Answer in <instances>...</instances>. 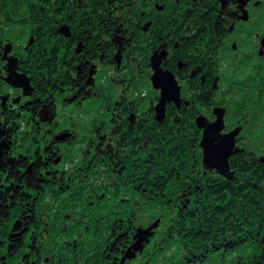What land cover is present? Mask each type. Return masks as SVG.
<instances>
[{"label":"trees","instance_id":"obj_1","mask_svg":"<svg viewBox=\"0 0 264 264\" xmlns=\"http://www.w3.org/2000/svg\"><path fill=\"white\" fill-rule=\"evenodd\" d=\"M206 1L202 0V6L193 9V12L203 22L206 34L213 35L222 29L225 9L220 8V12L215 3L210 0L206 4ZM121 2L132 12L135 0ZM28 6L37 24L35 35L41 40V47L35 49L39 52L22 60L19 66L32 87L37 70L50 73L55 67L54 56L44 62L43 48L47 43L46 35H54L56 31L51 26V20L58 17L50 13V0ZM56 6L80 9L77 23L82 29L76 31L77 40L84 43V49L89 47L94 52L107 49L105 54L113 57L110 50L116 43L113 35H120L122 31L116 19L109 15L110 5L104 0H61ZM65 15L73 25L77 17L71 13ZM128 15L124 14L126 17ZM102 37L108 38L104 41ZM86 73L87 69L82 66L77 75L76 86L82 93ZM121 79L119 77L120 82ZM134 88V91L138 89L137 86ZM205 98L204 101L207 100ZM140 99L141 95L132 98L134 101ZM138 107L137 103L128 105L121 113L124 132L115 134L105 144L104 141L95 140V144L84 146L81 157L91 158L71 161L70 164L75 166L73 173L59 180L47 174L53 154L51 160L39 159L40 154L30 158L27 157L28 152L26 155L19 154L8 174L13 188L1 198L0 203V226L3 225L0 228V264H51V261L68 259L66 255L72 253V249L77 254L73 259H83L78 256L85 245H89L85 251L88 254L93 252L98 264H101L100 255L102 259L112 262L113 256L120 252V243L127 244L128 239L132 238V242L122 251L125 254L126 249L136 241L135 234L140 226L135 225L134 221L128 224L134 217V201L129 196L133 187L129 182H122L121 178L126 180L128 171L137 167L138 171L133 176L139 187L157 194L163 193L171 179L181 172V157L178 154L183 151L182 145L185 143L186 129L179 127L172 135H165L161 129L154 128L153 131H156L151 133V140L145 146L146 137L149 136L148 132H144L147 127L141 123L138 125L139 121L134 128L127 127L128 116H137ZM8 124L11 126L10 122ZM193 130L194 127L186 133ZM189 141L190 147L197 143V139L192 137H189ZM129 148L132 152L128 151ZM191 154L192 149L185 153ZM127 164L128 168H125ZM231 167L230 181L209 184V180L202 177L200 181L189 183L183 190L185 197L177 202L178 216L171 228L178 230L175 235L177 239H182L183 263L186 262L185 258L192 261L191 264L202 263L208 259L209 253L252 242L255 248H259L258 252H253L256 256H251L249 263L240 259L238 264H264V248H261L264 242V160L252 153L248 162L242 157L232 162ZM118 176L121 183H118ZM18 219L24 223L23 227L8 235L5 228L8 229L11 221ZM137 253L139 251L135 255ZM4 255H8L7 261Z\"/></svg>","mask_w":264,"mask_h":264},{"label":"flooded vegetation","instance_id":"obj_2","mask_svg":"<svg viewBox=\"0 0 264 264\" xmlns=\"http://www.w3.org/2000/svg\"><path fill=\"white\" fill-rule=\"evenodd\" d=\"M1 1L5 2V0ZM43 1L36 0L34 4H41ZM78 1L80 2L81 0ZM104 1L112 7L109 15L116 19L122 31L120 35H113V40L116 43L114 42L110 49L112 50V58L105 54L107 53V49L102 52L98 50L94 52L89 47L84 49L86 47L84 43L77 40L76 31L81 28L77 23L78 16L81 14L80 9L61 8L56 6L61 0H50L52 6L50 13L57 15L58 18H52L51 20V26L56 28V31L54 35L49 33L46 35L47 43L43 48V52L45 53L44 62L45 59L49 60L54 56L55 67H53L50 73L48 71H36L39 84L37 87L32 85L31 88L34 92L35 89L39 90L40 96L35 92L36 94L33 93L31 97H27L26 100L29 101L30 105L25 104L26 108H23L24 104L10 106L13 98L6 95V107L0 108V141L4 134H7L6 140H9L10 131L15 129L8 122L13 124L16 119L21 120L20 113L22 114L25 110L29 112L28 109H32L33 115H35L32 116L33 121L26 120V117L23 118L28 123L36 124L37 117L38 119L43 118L47 120L49 125L53 124L55 112H53L54 110L48 101V98L51 99V95L55 97L57 95L65 103L80 105H87L90 100L96 99V97L100 99L97 91L101 95L103 94L102 86L104 83L100 76L101 68L110 67L117 73L118 79L119 77L122 78V82H120L122 87L118 88V94L113 102L114 106H112L113 111H111L109 116L106 115L107 117L104 118L103 115L94 114L92 119L90 118L93 124H99L102 128L99 129L100 126H97L96 133L90 132L88 135H85L84 137L87 140L94 138L97 141H104L105 144L115 134L124 132L125 130L122 129L124 126L123 122H121V113L128 108V105L132 106V104L137 103L139 105L138 115L128 116L126 120L128 123L127 127L128 129L134 128L137 121H139L138 125L141 123L147 127L144 132H148L149 136L147 135L146 137L145 146L151 140L149 138L151 133L156 131H153L154 128L161 129L165 135H172L179 127L186 129V131L192 130L194 127L195 130L189 134L185 131V143L182 145L183 151L178 154L181 157V163L183 158H193L195 155H198L203 170L199 173V180L197 181H200L202 177L209 179L207 181L209 184L220 183L221 180L230 181L231 179L220 174L222 168L219 162L210 157L205 161V149L209 152L219 144L218 134L224 135L233 131L232 129H227L225 110L218 106L213 107L210 116H208L198 111V109L200 106L204 107L212 103L216 89L220 83L221 74L226 68L229 69L232 65L236 66L235 62H238V59L244 68H247L253 59H256V64L264 63V22L259 24V26H255L254 29L248 26L252 22L254 8L260 6L262 2L254 0H211L217 5L219 11L220 8L221 10L225 9V13L222 15L223 26L221 31L213 35H207L200 17L193 12V9L202 6V0H135L132 12L128 6L123 5L121 0ZM208 1L210 0H207L206 4ZM70 13L75 18L77 17L73 25L64 17L66 16L65 14ZM124 14L130 15L126 17ZM1 16L0 14V18ZM3 17L4 20L1 21L3 23L8 22L5 21L8 15L3 14ZM30 19L32 20V24L29 36L27 37L28 40L23 44L20 43L18 47L11 46V50H9L8 45L5 49H0V79L8 74L7 57L9 53L16 58L15 71L22 74L23 71H21L22 68L19 66V63L22 60H26L29 55L39 52L35 51V49L39 50L41 47V40H38L39 37L35 35V25L37 24L34 22L35 20H33L32 16ZM46 23L49 24L50 21L47 20ZM45 30L48 31V28L45 27ZM92 36L95 38L94 34ZM107 38L102 37L101 39L105 41ZM8 40L12 41L9 38H6L5 41ZM5 52L8 53L5 54ZM226 58H229V61L223 62ZM44 66L47 67V64L45 63ZM82 66L87 69L83 93L76 86L77 75ZM67 75L69 76L67 77ZM140 80L147 81L158 93H155L150 99L151 104L144 112L139 110L142 101L132 100V98H136L134 93L140 92L138 86V81ZM8 86L9 89H14L10 85L5 87L8 88ZM135 86L138 87L136 91H134ZM164 90L167 93H165L166 99L163 103V114L160 116L156 111V105L160 103ZM186 90L188 92L185 93ZM204 96L207 97L206 101H204L206 99ZM34 98H37L38 102H42V104L33 105ZM17 103L19 102L17 101ZM123 104L126 105L122 106ZM17 107L22 109L18 110ZM11 110L16 114L12 115ZM218 118L223 121L222 130L218 134L210 133L205 138V130L207 128H216L215 122ZM26 121L24 122L25 124ZM104 121H106L105 126L102 124ZM114 121L118 123L116 124ZM178 124L181 126L176 127L175 125ZM241 129L242 127L236 129L237 133L234 136L235 143L232 148L234 152L227 156V172H229L230 176H232L233 172L231 163L238 161V159L242 158L241 156H246V161L248 162L249 156L252 154V152L245 151L243 146L239 145L242 141V136L240 135ZM64 131V136L62 135V138H65L64 141H71L75 138L74 133L67 129ZM47 134L51 137V140L45 144L39 159L51 160V155L53 154L52 164L47 167V174L59 180L60 177L67 176L68 173L70 174L75 166L74 164H70L68 167L64 165L60 166L62 159L60 155L58 156L57 147L60 143L58 139L61 134L57 135L55 133V135H52L51 132H46ZM124 134L126 133H122V135ZM182 134H184V131H182ZM189 137L197 139L194 147H190ZM19 148H22L21 144L15 146V143L13 141L11 143L10 141L8 152L1 155L0 203L3 200L1 198L7 195L13 188V182L8 178V174L15 166L18 153L22 155L21 152H17L15 155L13 153V150H19ZM188 149H192L193 154L185 155ZM128 151L132 152L130 148ZM11 156L14 160L11 159ZM132 163L135 164L134 162ZM56 178L54 179L55 181ZM127 179L121 178V181L129 182V184L133 183L130 179ZM121 181L120 176H118V183H121ZM181 189H183L182 186ZM129 196L133 201L138 198L137 193H134L132 190L129 191ZM23 225L24 223L21 222L22 227ZM11 227L12 225L7 229L8 235L12 233ZM131 242L132 238H129L127 244ZM127 244L120 243V252L113 256L112 262L102 259L103 256L100 255L102 257L100 258V263L120 264V259L123 255L122 251H125ZM87 247L89 245H85L84 248L82 246L80 249L81 254L78 257L82 256L83 259H73V256L77 254L73 253L75 249L71 248L73 255L72 253H68L66 255L68 259L51 261V264H98L94 260V253L88 254L85 251ZM136 256H139V254L137 253ZM127 262L126 264L132 263L131 261Z\"/></svg>","mask_w":264,"mask_h":264},{"label":"rangeland","instance_id":"obj_3","mask_svg":"<svg viewBox=\"0 0 264 264\" xmlns=\"http://www.w3.org/2000/svg\"><path fill=\"white\" fill-rule=\"evenodd\" d=\"M11 1L13 2L11 3ZM254 1H260L262 4L254 8L253 17L251 19L252 22L248 25L251 29H254L255 26H259V24L264 22V0ZM35 2L36 0H5L4 3L2 1L0 2V14L2 15L0 18V49H5L8 45L10 48L9 50H11V46L14 45L15 47H18L20 43L23 44L28 40L27 37L29 36V30L31 29L32 24L29 10L30 6L28 5L34 4ZM3 14L8 15L7 20H5L8 21L6 22L7 24L1 21L4 20ZM6 38H9L12 41H5ZM242 38L246 40L244 37ZM240 43H242V41H240ZM7 53L8 52H5V54ZM13 59H16L15 56L9 53V56L7 57L8 62L11 63ZM228 59L229 58H226L223 62L229 61ZM10 63L7 65V69L10 67ZM235 63L236 66L232 65L229 69L226 68V70H224L221 74L219 80L220 83L216 89V94L212 103L208 106H200L198 111L210 116L213 107L218 106L223 108L226 113L225 121L227 129L236 130L242 127V131L240 133L242 141L239 145L243 146L245 151L252 152L260 157V159L264 160V63L256 64V59H253L252 63L247 68H244L243 65L239 63V59L238 62ZM7 76L8 74L0 79V81H2L0 82L1 109L6 107V95L13 98V102H11L10 106L15 104L17 106L24 104L23 108H26V105H30L29 101L26 100L27 97H31L33 93L36 94L35 92H37V95L40 96L39 90L37 91L35 89L34 92L32 91V88H30V93L25 94L22 87H14L10 85L6 79ZM100 76L104 82L102 86L103 94L101 95L97 91L100 99H97L96 97V99L90 100L87 105L65 103L57 97V95L56 97L51 95V99L48 98L50 103L48 104L52 106V109L54 110L53 112H55V120H53V124L49 125L47 120L43 118L38 119L37 117L36 124L28 123L26 120L33 121L32 116H35L33 115L32 109H28L29 112L25 110L22 114L20 113L21 118H19L21 120L16 119L15 123L11 124L15 129L10 131V135L8 134L10 136L9 140L11 143L13 141L15 146L20 144L22 146L19 150H13L14 155L17 152H21L23 155H26L28 152L27 157L30 158L34 155L36 156V154L42 153L45 144L49 143L51 140V137H49L48 134L46 135V132H51L52 135H55V133L57 135L61 134L58 139L60 143L57 147L58 156L60 155L62 159V161H60L62 163L60 166L64 165L68 167L71 161L77 160L79 162L90 159V156L88 158L81 157V152L83 151L82 148L92 143L95 144V140L94 138H92V140H87L84 136L88 135L90 132L96 133V127L100 126L99 124H93L90 118L92 119L94 114L103 115L104 118L107 117L106 115L109 116L111 111H113L112 106H114L113 102L118 94V88L122 87L120 81L118 82L119 79L117 73L112 68L102 67ZM34 78V85L37 87L39 80L37 76H34ZM138 82L140 92H136L134 95L136 97L141 95V98H143L140 100V102H142L139 110L144 112L150 106V99L155 93H157V90L151 87L147 81L140 80ZM7 85H10L14 89L10 88V90L9 86L6 88L5 86ZM186 92H188V90H186L185 93ZM17 101L19 103H17ZM32 104H35L36 106L38 104H42V102H38V99L34 98ZM21 109L18 108V110ZM12 110L11 114L15 115L16 113H13ZM47 118L49 117L47 116ZM25 121L26 124L24 123ZM105 123L106 121L102 124L105 126ZM101 128L102 126L99 127V129ZM65 129L74 133L75 138L71 141H64L65 138L62 137L64 136L63 134ZM6 135L7 134H4L3 137L1 136L2 139L5 137L6 140ZM8 150L9 148H3L2 155L7 153ZM19 154L20 153H18V156ZM241 157L244 159L246 158V156ZM11 159L14 160L12 156ZM1 160L2 156L0 163ZM199 160L198 155H195L193 158H183L181 163V172L178 173L175 178L171 179L163 193L161 192L158 194L154 191L141 189L139 187V184H137L134 180L135 177L133 176V174L138 171L137 167L128 171L127 177L130 178V181L136 182L135 185L132 183L130 184L133 186L132 191L137 193L138 197L133 203L134 217L128 224L130 225L134 221L135 225L138 227L140 226L139 228H149L152 224H156V227L151 229L152 236L149 237V240L143 244L142 251L138 253L139 256L135 255L132 258H126L124 260V264H126L127 261L132 262H127L128 264L192 263V261H188L187 258H185L186 262L184 261L183 263L181 257L184 253V246L183 243H180L182 239H177V234L175 235V233L178 232V230H173L171 226L174 225V220H176L178 216V208L176 204L177 202L179 203L182 201V199L177 198H183V196L185 197V191L183 192V190L187 188L189 183L191 184L199 180V173L203 170ZM109 164L111 163L109 162ZM125 168H128V164ZM73 175H75L78 179V175L76 173ZM88 180L90 181V179ZM88 180L86 182H89ZM11 182L13 181L11 180ZM181 186L183 189H181ZM13 224L16 227L18 226V228H21V221L19 219L16 220V222L11 221L9 226L12 225V229L15 227H13ZM133 226L134 225H132V227ZM5 229L7 230V227ZM12 231H14V229ZM261 245V248H264V242H262ZM258 249L259 248L254 247L252 242H246L233 249L228 248L209 253L208 259L198 264H238L240 259H244L247 263H249L250 257L256 256L253 252H258ZM4 258H6L7 261L8 255H4Z\"/></svg>","mask_w":264,"mask_h":264},{"label":"water","instance_id":"obj_4","mask_svg":"<svg viewBox=\"0 0 264 264\" xmlns=\"http://www.w3.org/2000/svg\"><path fill=\"white\" fill-rule=\"evenodd\" d=\"M16 62H17L16 59H13L11 63L8 62V64L10 63L11 65L8 68V76L6 79L10 83V85H12L14 87H22L24 89L25 94H29L30 88H31L30 84H29V80L26 77V75L18 74L15 71ZM165 93H167L166 90H164V92H162L161 101L156 106V111L160 114V116L163 114L162 113L163 103L166 99ZM215 123H216L215 125L217 126L216 128H207L205 130V138H207L210 133H216V134L220 133V131L223 128V121L218 118V120ZM236 131L237 130H233V131H230L224 135L218 134L219 144L215 147V149L210 150L209 152L207 149H205V161L207 158L210 157V158L216 160L217 162H219L221 164L220 167L222 168V170L220 171V174L226 176L228 179H231L232 176H230L229 172H227L228 171L227 156H229L230 154H232L234 152L232 150V148H233L234 143H235L234 142V136L237 133ZM9 142H10V140H5V137H4V139L1 140V142H0V159H1V155H2V149L3 148H5V149L9 148ZM14 224H13V227L15 226ZM154 227H156V224H152V226L149 228H145V229L144 228H138L137 229V232L135 234L136 241L126 249L125 254L121 257L120 264H124V260L126 258L134 257L135 253L137 251H139V252L142 251L143 244L149 240V237L152 236L151 229ZM13 229L17 230L19 228H18V226L17 227L15 226Z\"/></svg>","mask_w":264,"mask_h":264}]
</instances>
